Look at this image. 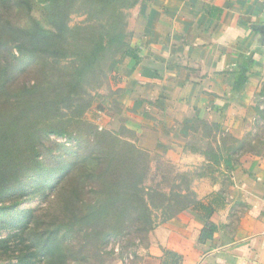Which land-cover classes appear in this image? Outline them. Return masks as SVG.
I'll use <instances>...</instances> for the list:
<instances>
[{"label": "trees", "instance_id": "trees-1", "mask_svg": "<svg viewBox=\"0 0 264 264\" xmlns=\"http://www.w3.org/2000/svg\"><path fill=\"white\" fill-rule=\"evenodd\" d=\"M79 1L0 0V211L14 205L10 203L24 192L28 179L44 177L52 191L40 216L31 209L17 211L19 241L0 237V248L19 252L15 264H94L102 261L103 241L119 235L131 244L136 237L145 240L158 220L165 222L186 209L208 220L198 238L207 245L215 230L209 221L214 207L196 197L186 175L169 179L154 164L158 156L115 132L96 130L83 118L94 102L86 95V74L100 70L110 55L136 57L123 11L136 0H89V18L100 22L97 31L86 25L92 32L83 42L82 26L68 24ZM35 4L44 24L31 17ZM15 57L35 59L34 68L37 63L42 67L38 77L17 80ZM53 68L62 73V81L53 78ZM14 106L17 113L12 112ZM51 135L77 143L69 156L55 157V165L40 157L52 148L48 143L69 148ZM218 156L226 168L236 170L239 161ZM165 253L173 261L179 257Z\"/></svg>", "mask_w": 264, "mask_h": 264}, {"label": "crops", "instance_id": "crops-1", "mask_svg": "<svg viewBox=\"0 0 264 264\" xmlns=\"http://www.w3.org/2000/svg\"><path fill=\"white\" fill-rule=\"evenodd\" d=\"M135 11L136 57H122L114 95L94 99L104 114L94 119L133 130L146 151L175 155L173 147L206 165L183 147L196 119L221 122L247 111L264 75V0H142ZM235 167L227 193L196 192L214 207L211 241L198 242L208 220L183 210L154 229L145 264H264V154H244Z\"/></svg>", "mask_w": 264, "mask_h": 264}, {"label": "rangeland", "instance_id": "rangeland-1", "mask_svg": "<svg viewBox=\"0 0 264 264\" xmlns=\"http://www.w3.org/2000/svg\"><path fill=\"white\" fill-rule=\"evenodd\" d=\"M88 1L89 0L79 1L68 15V24L70 27L77 25L82 26L80 30L81 35L79 37L82 40L79 39L81 42L92 32V27L95 31L99 29L98 22H100V20H90L89 18L91 8L89 7ZM141 2L142 0H136L135 4L123 9L125 13L124 29L128 34V41H131L133 34L131 26L132 18L135 16L136 12L135 8ZM31 17L44 24L39 4L34 5ZM88 24H92L91 29H88L86 26ZM15 54L19 56V54ZM17 58L18 57L12 59V62L16 65L14 76L17 80L19 79L21 82L30 77H32V79L38 77L42 67L37 63L36 69L34 68L35 59L33 60V58L29 57L26 60L25 58L17 60ZM121 59L122 56L118 54H114V56L110 55V58L102 62L100 70L86 74L85 80L83 81L86 83L85 91L86 95L89 96V101L96 99V102L101 101L104 97H113L116 89H114L115 78L117 74L121 73L119 70ZM68 62L69 61H67V64ZM50 73L55 80L62 81V73L57 72L54 68ZM95 102L92 103L88 110L84 111L83 118L85 121L98 131L115 132L121 139L132 142L140 147L134 140L133 130L124 126L119 130H111L104 125L101 119H94V112L104 116L101 109L102 104L99 102L96 106L97 102ZM109 105L112 110L118 108L112 101ZM12 112L17 113L15 106L12 107ZM32 118L35 119L37 116H32ZM192 131H194V133L190 135L189 141L186 146L183 147V150L190 149L196 153L198 152V154L204 156L205 160L207 159L210 164L208 163L205 165L204 162L195 161L194 158H185V156L180 154V150L177 152L173 147H170V149L176 151L175 155L168 153H163L161 155L150 152L151 155L159 157V160H156L154 164L156 166L159 164L160 168L169 179H172L179 173L185 174L190 189L195 193L196 197H198L196 192L201 194L214 191L213 187H217L218 192L221 194L227 193L231 184V171L223 165V159L218 155L222 157L231 155L233 163L236 164L244 154H253L257 156L264 154V75L258 90L247 106V111L244 112L239 119L233 118L221 122L199 119L198 122H194ZM50 138L60 144L66 143V146L69 148H57L55 144L50 145L51 143H48L52 148L45 150L40 157L45 158V161L51 165L57 164V158L55 157H67L70 155V151L76 148L77 143L69 137L51 135ZM160 173L159 175H161ZM159 177H157V180L160 179ZM44 179V177L37 181L28 179L25 190L22 192L23 195L21 193L16 202L10 203V205L14 204L12 207L0 211V225H4V228L0 229V237L10 235L13 239V243L19 241V239L15 237V229L20 225V222H17V216H19L18 214L20 211L31 209L34 210L33 215L40 216L41 209L46 207L49 196L52 193V191L49 190V185L47 186L43 183ZM7 205L8 203H6V206ZM21 219L25 220L26 217H22ZM28 219L29 221H33L32 216ZM160 223L158 220V224L154 229ZM154 229L147 234L145 240H140L138 237L134 238L132 241L134 244H131L128 237L125 235L112 236L109 238V241H103L99 252L101 256L100 259H102V261L99 260L100 264H145L148 256H150L148 249L153 242L152 234ZM16 251L17 250L13 253H5V250L0 248V263L15 264L19 256V252ZM99 262H94V264H99Z\"/></svg>", "mask_w": 264, "mask_h": 264}]
</instances>
